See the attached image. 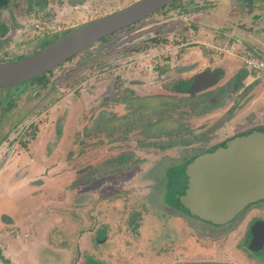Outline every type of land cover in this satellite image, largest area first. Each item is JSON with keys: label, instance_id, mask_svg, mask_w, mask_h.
Segmentation results:
<instances>
[{"label": "rangeland", "instance_id": "1", "mask_svg": "<svg viewBox=\"0 0 264 264\" xmlns=\"http://www.w3.org/2000/svg\"><path fill=\"white\" fill-rule=\"evenodd\" d=\"M214 1L210 15L214 23H225L237 38L205 40L206 47L213 50L200 57L226 65V79L241 68L244 58H264L255 54V49L264 54V0ZM65 6L60 11L51 6L52 13L45 21L28 14L25 7L21 17L9 21L15 8H0V18L5 15L13 28L10 38L0 36V61L38 51L52 35L55 39L82 25L76 20L95 8L91 0L80 8L69 3ZM112 6L105 1L96 9L104 13ZM26 25H30L28 31ZM32 27L38 31L29 32ZM110 42L101 47L100 41H95L53 67L45 86L34 87L26 80L0 88V159L4 160L0 163V264H264L262 252L250 253L243 242L251 221L264 219V204L257 203L254 211H247L226 228L215 229L200 221L184 223L182 216L169 213L172 211L166 207L170 194H182L184 181L174 170L180 167L177 160L181 154L193 145L177 147L175 135L183 131L180 126L186 131L184 141L191 140L198 125H207L227 105L194 115L189 101H176L172 106L170 98L175 93L152 83L146 88L151 102L164 104V109L150 110V125L162 119V129L148 125L149 132L116 135L112 130L100 136L105 117L94 106L95 97L101 94V83L95 78L100 67L96 65L112 61L120 41ZM27 49L20 57L10 54ZM243 68L248 73L244 83L251 87L248 95L237 99L232 120L225 127L249 122L248 116L255 120L250 111L263 103L264 78L250 67ZM187 72L182 75L191 73ZM178 75L169 72L167 82ZM37 102L42 106L35 119ZM112 107L118 112L120 104ZM32 120L36 130L31 134L27 124ZM112 122L108 125L119 124ZM7 135L16 139L9 142ZM12 143L10 152L3 155L6 145ZM109 155H118V161H102ZM80 161L97 166L100 178L77 182L80 166H84ZM104 166H113V170Z\"/></svg>", "mask_w": 264, "mask_h": 264}, {"label": "flooded vegetation", "instance_id": "2", "mask_svg": "<svg viewBox=\"0 0 264 264\" xmlns=\"http://www.w3.org/2000/svg\"><path fill=\"white\" fill-rule=\"evenodd\" d=\"M87 1L88 0H0V8H15L16 14L8 16L9 21L15 20L18 16L21 17L23 7H25L24 11L26 10L28 14H32L33 17H40L39 19L45 21V18H49L52 13L50 10L51 6L54 10L57 7L60 11V9L64 10V8H66V3H69L72 8H80L82 5L86 4ZM91 1L94 4V10L87 12L85 15H81L83 17L77 19L76 23L83 24L91 21L104 14L122 8L135 0H105L106 2H112L114 6H112L113 9L104 13H98L99 11L96 9L97 6H101L105 2L104 0ZM215 6L216 2L214 0H173L156 8L141 19L108 34L109 36L106 35L97 40L100 41L101 47L107 46L109 40L112 44L120 41V43H116V53L112 55V61L108 60V62L104 61L96 65L100 67L95 78H97V80L99 79L98 82L101 83V94L95 97L97 101L94 106L95 109L99 110L101 117H105V125L101 126L102 133L100 135H102L104 131L106 135H108L112 130L117 131V133H115L116 135H134L137 130L149 132L150 128H147L148 125L149 127L151 126L153 130L158 128L162 129V119L154 121L150 125L152 114L150 110L157 111L164 109V104L151 102L152 97L150 93L146 91V88L151 87L152 83L157 84V87L167 88L169 91L175 93L171 95L170 98L171 104H173L172 106H174L176 101H189L190 107L195 109V112H193L194 115H201L209 108L221 107L223 103L227 105L223 112L217 115L207 125H204V123L198 125L197 130L190 135L191 140L188 139L184 141L186 131L180 126V130L183 131H179V133L175 135L177 138V147L180 148L184 145L188 146L193 144L191 146L192 149L186 151V154H181L180 159L177 160V165L184 167V174L186 166L196 157L205 153H212L219 148L225 147L227 143L235 137L248 135L253 132H264V97L261 107L250 111V113L256 115L255 120L248 116L249 122L246 121L241 123L238 127H225L232 120L233 113L238 104L237 99H240L245 93L248 95L247 90L251 86H248L249 83H244L246 76H242L240 79L237 77L238 74H241L238 72H242L244 69L243 67H249L246 64L243 63L240 69L228 78L223 79L226 65L218 62L216 63V60L211 57H205L204 60L200 57L202 53L209 56L212 53L210 49L213 50V48L209 49L206 47L204 44L205 40L209 42L229 37L237 38L235 35L230 34V31L227 29L228 25L226 26L225 23L222 25L218 20L217 25L214 23V19L210 15L214 12ZM4 16L0 18V36L10 38L13 34L11 32L13 28L7 24L6 17ZM28 28H30V25H26V31H28ZM35 28L36 27H32V31L29 32L34 33L35 30H37ZM67 29L68 28H65L63 31ZM63 31L60 29V32ZM107 36L109 38H106ZM205 47L207 48L206 50L204 49ZM19 49H21V47L18 48V50ZM31 49H33V47ZM20 51H18V53L12 51L10 54L11 56L17 57L18 55H22V53L28 52V49L26 51ZM5 54L9 53L6 52ZM101 60H104V58L102 57ZM169 72H177L179 75L174 78L173 81L167 82L166 77ZM184 72L191 73L185 76L182 75ZM203 73L212 74L211 76H213V78L210 84L199 90H188L187 87L192 81ZM109 75H111V80L108 79ZM152 77H154V79H152ZM228 99H230V101H226ZM116 103L120 104V109H122V111L118 109V112H114L116 108H111V105ZM36 105L38 106L34 107L35 109L32 108L33 111L35 110L33 113L36 114L35 119H38L40 116L39 110L42 105L39 107L38 102ZM31 110L32 109H30V111ZM131 114L133 115L130 116ZM103 118H101L99 125H101ZM220 119H222L221 123L213 128V125ZM113 120L119 121V124L117 126L108 125L112 124ZM141 125L145 126V128L142 129ZM27 127L29 131L32 130L31 128L36 127L33 120L27 124ZM219 130L222 131L214 136ZM17 133L15 132V134ZM209 135H213V137H209ZM116 144L117 143L114 145ZM7 146L8 144L6 147ZM3 162L4 160L0 159V163ZM178 178L181 182L184 181L185 184H187L186 174V180L183 176L182 178H180V176ZM185 188L186 185L182 188V193ZM170 195L173 197V193ZM179 195L173 198H171V196L168 197L169 199L166 207L172 211L170 212L169 210L168 212L177 216H182L181 220L184 223L185 221L189 222L191 220L195 222L200 221V223L203 222L213 229L219 227L226 228L227 225L232 223L236 218L245 215L247 211H254V206L257 203H261L260 205L264 204V199H257L249 202L244 205L234 217L224 223L217 224L200 219L197 214L191 213L180 201L182 206L179 204L177 205L174 199L177 196L179 197ZM257 220L264 219L256 217L251 221L246 228L243 242L250 253L256 254V252H262V261V259H264V244L259 248L260 250L249 249V242L252 236L251 227Z\"/></svg>", "mask_w": 264, "mask_h": 264}, {"label": "water", "instance_id": "3", "mask_svg": "<svg viewBox=\"0 0 264 264\" xmlns=\"http://www.w3.org/2000/svg\"><path fill=\"white\" fill-rule=\"evenodd\" d=\"M171 1L135 0L75 27L34 53L0 61V88L52 69L91 43ZM211 75L203 73L187 89L193 91L208 86ZM185 174L186 188L178 197L181 204L212 223L228 221L247 203L264 199V132L235 137L225 147L196 157L186 166ZM251 235L249 249L258 250L264 244V220L252 224Z\"/></svg>", "mask_w": 264, "mask_h": 264}, {"label": "trees", "instance_id": "4", "mask_svg": "<svg viewBox=\"0 0 264 264\" xmlns=\"http://www.w3.org/2000/svg\"><path fill=\"white\" fill-rule=\"evenodd\" d=\"M251 1V0H250ZM61 33V32H60ZM65 33H67V32H65ZM64 33V34H65ZM57 35V34H56ZM63 35V34H62ZM61 35L59 34V37H60ZM53 37V36H52ZM52 37H50V38H48L49 39V42H48V44L49 43H51L52 41H54L55 39L53 38V39H51ZM58 38V37H57ZM103 38V37H102ZM232 39H235V37H231ZM230 38V39H231ZM34 52H36V51H34ZM33 52V53H34ZM255 54L256 55H258V56H263L264 57V54L262 55L261 54V52H259L257 49H255ZM21 55H18L17 57H20ZM73 56H75V55H73ZM73 56H71L70 58H68L67 60H69V59H71ZM60 65V64H59ZM58 66V65H57ZM57 66H55V67H57ZM51 70V69H50ZM50 70H48V71H46V72H44V73H42V74H40V75H38V76H35V77H33V78H31V79H29V80H31L30 82H31V84H32V86H34V87H38V86H45L48 82H49V77H48V74H49V72H50ZM255 72H253V74H254ZM247 72L246 71H244V70H242V72H241V74H238V78L240 79V77H245V76H247ZM22 83V82H21ZM37 91H35L32 95H36L37 93H36ZM33 131L34 130H36V128H31ZM33 131H29L31 134H32V132ZM102 133V132H101ZM100 133V134H101ZM102 135H106V132L104 131V133L102 134ZM101 136V135H100ZM8 140H9V142H13L15 139H16V137L15 138H12V139H9V135H7V137H6ZM177 142V141H176ZM176 142H175V144H176ZM13 145V143L11 144V145H9V146H7L6 148H5V150L2 152L3 153V155L5 154V156H6V153L8 154L9 152H10V149H11V146ZM90 154H91V152H90ZM97 155V154H96ZM91 156V155H90ZM93 156H95L94 154H93ZM117 156V157H116ZM1 158H2V156H1ZM89 158V157H88ZM110 158H114L115 160H116V162L118 161V155H109L107 158H104L102 161H104L105 159L106 160H108V159H110ZM4 159V158H3ZM105 160V161H106ZM86 161H87V159H86ZM104 161V162H105ZM81 162V165H84L83 167H81L80 166V168H81V170H79V177L77 178V182H89L90 181V178H95V179H99L100 177L99 176H101V175H98L99 173L97 172V166H94L93 164H91V163H87V162H84V163H82V161H80ZM113 165H114V163H113ZM117 165V163H115V165L114 166H116ZM105 167H109L111 170H113V166H112V168H111V166H104V168ZM103 168V167H102ZM102 168H100V170L102 169ZM103 168V169H104ZM174 170V169H173ZM175 171V176L176 175H178V177L180 176V178H182V176H184V178H185V174H184V167H181V169H180V167L179 168H177L176 170H174ZM87 177V178H86ZM86 179V180H85ZM85 180V181H84ZM185 180H186V178H185ZM184 185H186L185 184V182H184ZM176 199V200H175ZM174 199V201L176 202V204L178 205H181L180 204V202H179V200H178V196L176 197ZM182 206V205H181ZM200 219H202V220H205V219H203V218H201V217H199ZM3 257H2V255H1V253H0V259H2ZM3 260V259H2ZM5 264H8V261H6L5 262Z\"/></svg>", "mask_w": 264, "mask_h": 264}, {"label": "built area", "instance_id": "5", "mask_svg": "<svg viewBox=\"0 0 264 264\" xmlns=\"http://www.w3.org/2000/svg\"><path fill=\"white\" fill-rule=\"evenodd\" d=\"M243 62L256 71L257 76L264 78V58L248 56Z\"/></svg>", "mask_w": 264, "mask_h": 264}]
</instances>
